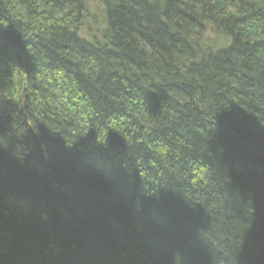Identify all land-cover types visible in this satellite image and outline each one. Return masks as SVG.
<instances>
[{
  "label": "trees",
  "instance_id": "1",
  "mask_svg": "<svg viewBox=\"0 0 264 264\" xmlns=\"http://www.w3.org/2000/svg\"><path fill=\"white\" fill-rule=\"evenodd\" d=\"M98 1L0 0V264H264V0Z\"/></svg>",
  "mask_w": 264,
  "mask_h": 264
},
{
  "label": "rangeland",
  "instance_id": "2",
  "mask_svg": "<svg viewBox=\"0 0 264 264\" xmlns=\"http://www.w3.org/2000/svg\"><path fill=\"white\" fill-rule=\"evenodd\" d=\"M83 25L80 29V35L86 39L92 40L94 37L101 39V34L104 32V8L98 0H83ZM207 41L204 42L205 47H220L221 45H226V41L222 39L219 35H214L207 33L204 36ZM101 41V40H100ZM123 170V171H122ZM112 172L117 174L124 179V169L122 167L113 165ZM120 185L124 184V181H120Z\"/></svg>",
  "mask_w": 264,
  "mask_h": 264
},
{
  "label": "bare ground",
  "instance_id": "3",
  "mask_svg": "<svg viewBox=\"0 0 264 264\" xmlns=\"http://www.w3.org/2000/svg\"><path fill=\"white\" fill-rule=\"evenodd\" d=\"M213 33V32H212Z\"/></svg>",
  "mask_w": 264,
  "mask_h": 264
}]
</instances>
